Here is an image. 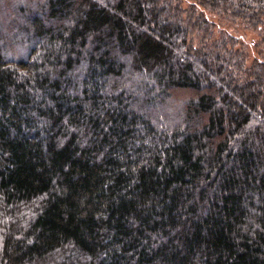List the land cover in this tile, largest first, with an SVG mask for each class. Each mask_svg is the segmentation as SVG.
<instances>
[{
    "label": "trees",
    "instance_id": "trees-1",
    "mask_svg": "<svg viewBox=\"0 0 264 264\" xmlns=\"http://www.w3.org/2000/svg\"><path fill=\"white\" fill-rule=\"evenodd\" d=\"M0 264H264V0H0Z\"/></svg>",
    "mask_w": 264,
    "mask_h": 264
},
{
    "label": "rangeland",
    "instance_id": "rangeland-1",
    "mask_svg": "<svg viewBox=\"0 0 264 264\" xmlns=\"http://www.w3.org/2000/svg\"><path fill=\"white\" fill-rule=\"evenodd\" d=\"M225 30L235 34L244 42H246V44L248 45V49L252 55H255L258 52V48L256 46L257 36L253 32L248 31L241 27H234V26L225 28Z\"/></svg>",
    "mask_w": 264,
    "mask_h": 264
}]
</instances>
